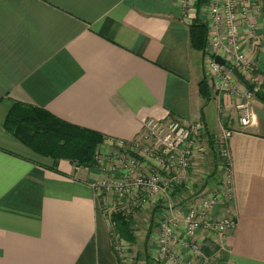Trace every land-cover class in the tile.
<instances>
[{
	"label": "crops",
	"instance_id": "crops-1",
	"mask_svg": "<svg viewBox=\"0 0 264 264\" xmlns=\"http://www.w3.org/2000/svg\"><path fill=\"white\" fill-rule=\"evenodd\" d=\"M209 2L197 0L199 18ZM257 21V75L264 86V14ZM192 25L182 20L179 0H0V264H124L110 221L122 203L111 196L100 200L93 188L103 172L66 160L59 161V172L52 170L51 159L6 130L16 102L102 134L98 152L115 150L117 142L130 146L148 120L201 123L198 170L212 155L214 171L222 168L218 138L224 130L233 132L228 147L234 201L218 205L213 216L233 214L237 227L225 237L202 233L208 258L200 264H212L214 256L205 250L215 245L220 264H264V103L252 100L251 123L244 127L235 97L211 88L218 119L209 127L199 88L207 81L204 51L192 46ZM179 176L191 177L192 171ZM213 178V188L210 179L174 211L185 215L190 201L217 190L223 170ZM187 184L177 186L183 187L179 194ZM153 205L159 229L158 217L170 209L165 199ZM156 240L147 246L151 259L157 258ZM182 242L192 239L181 232L173 249L188 261Z\"/></svg>",
	"mask_w": 264,
	"mask_h": 264
},
{
	"label": "built area",
	"instance_id": "built-area-1",
	"mask_svg": "<svg viewBox=\"0 0 264 264\" xmlns=\"http://www.w3.org/2000/svg\"><path fill=\"white\" fill-rule=\"evenodd\" d=\"M179 1L182 20L192 25L199 17L197 0ZM263 14L264 0H210L206 15L201 19L207 26L204 68L208 85L220 93L235 97V110L244 127L251 123V102L262 86L256 75V56L262 47L257 17ZM216 57L224 59L227 66L217 63ZM234 71L243 79L240 80ZM244 80L255 86V90H249ZM204 131L201 123L187 126L175 120H148L141 136L130 146L117 142L113 155L107 157L97 152V167L103 172V177L93 184V188L100 200L111 196L116 197L122 205L132 200L131 204L143 206L162 199L168 202L169 213L158 217L160 232L156 259L161 263L200 264L207 261L199 240L201 234L225 237L237 227V217L233 214L213 216L218 205L225 203L229 206L234 201L228 147L233 135L231 131L224 130L218 138L223 170L221 186L195 200L185 215L172 208L171 195L183 183L179 173L192 171V176L185 177L184 181L189 184L198 171L203 157L200 141ZM122 205L118 207L119 210H126L121 208ZM110 221L114 226L111 217ZM181 232L192 239L190 244L182 242L188 248V261L173 250ZM126 244L120 239L115 251L121 254Z\"/></svg>",
	"mask_w": 264,
	"mask_h": 264
},
{
	"label": "trees",
	"instance_id": "trees-1",
	"mask_svg": "<svg viewBox=\"0 0 264 264\" xmlns=\"http://www.w3.org/2000/svg\"><path fill=\"white\" fill-rule=\"evenodd\" d=\"M190 40L193 48L205 51L207 45V26L197 18L191 26ZM259 72H256V75ZM247 84L249 90L254 91L255 86ZM200 94L209 102L212 98V90L204 79L199 84ZM255 97L264 103V86L255 93ZM6 130L27 148L40 157L49 158L54 162L52 170L58 171V163L61 160L69 161L77 167H97L96 156L105 142V137L89 129L72 125L54 116L45 109L14 103L9 110L6 121ZM183 187H176L173 195H176ZM158 208V207H157ZM111 220L114 223V234L119 239L130 244H135L136 235L133 227V218L125 211H115ZM210 254L209 249L205 250ZM119 262L120 259H118ZM146 264H161L156 259H151L148 254Z\"/></svg>",
	"mask_w": 264,
	"mask_h": 264
},
{
	"label": "rangeland",
	"instance_id": "rangeland-1",
	"mask_svg": "<svg viewBox=\"0 0 264 264\" xmlns=\"http://www.w3.org/2000/svg\"><path fill=\"white\" fill-rule=\"evenodd\" d=\"M262 48V47H261ZM206 118H207V123L209 125L210 128H215L216 124H217V119H218V102L217 99L212 98L208 104V102H206ZM115 150H109L107 152H100V155L102 156H109V155H113L112 152H114ZM213 155L206 158L205 156V161L204 164L201 165V167L199 168V172L197 174V172L195 173V175H193V180L196 181L193 183H189L188 185V189L186 191H183L182 193H177L178 195L176 196L175 199H171V204L172 206L179 204V202H182L184 197L186 196H191L197 192H199L201 190L202 185H204L205 182H208L210 179H212V181H210V186L211 188L214 187V185L216 183H214V176L217 177V179L221 177L222 175V169L219 167H216L217 169L214 171L213 168ZM217 171V172H216ZM209 177H211L209 179ZM180 178L183 181V184L185 183V179H183V177L180 176ZM182 183H180L179 185H181ZM178 185V186H179ZM190 188V190H189ZM171 192V191H170ZM208 192L206 194H199V196H197V198L193 199L192 201H190V203L194 202L195 200H198L200 197L208 195ZM210 193V192H209ZM132 202V200H131ZM131 202H126L125 205L128 207H126L127 209L124 210L127 214L131 215L133 218V227L135 230V235H136V242L135 244H130L128 242H126V248L121 250V254L118 253V258L120 259V261L124 262V264H146V257L148 255V250H147V246L150 244H154L155 243V238L156 235L159 237V232L160 229H158L157 225L158 222L155 220V205H153L152 203H150L148 206H143V205H134L131 204ZM168 203V202H167ZM129 211V212H128ZM116 237V241H115V250H116V246L117 243L119 244V237ZM150 239V240H149ZM154 241V242H153ZM157 243V240H156ZM211 245L214 244V242H210ZM216 247V245H215ZM215 247H211L209 248L211 250V253L213 254V261L211 260V263L213 264H220L221 262V252L218 249H215ZM178 249V248H177ZM175 250L173 249L178 255H180V257L182 256L179 252V250ZM218 257H215L217 256ZM183 257V256H182ZM208 258V256H206ZM216 262V263H215ZM168 264H172L171 262H168ZM209 264V263H208Z\"/></svg>",
	"mask_w": 264,
	"mask_h": 264
},
{
	"label": "water",
	"instance_id": "water-1",
	"mask_svg": "<svg viewBox=\"0 0 264 264\" xmlns=\"http://www.w3.org/2000/svg\"><path fill=\"white\" fill-rule=\"evenodd\" d=\"M216 62L219 63L222 66H227V62L224 59L220 58V57H216ZM234 73L240 80L243 79V77L237 71H234Z\"/></svg>",
	"mask_w": 264,
	"mask_h": 264
}]
</instances>
